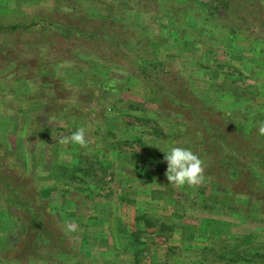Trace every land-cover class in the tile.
Listing matches in <instances>:
<instances>
[{
    "label": "rangeland",
    "instance_id": "obj_1",
    "mask_svg": "<svg viewBox=\"0 0 264 264\" xmlns=\"http://www.w3.org/2000/svg\"><path fill=\"white\" fill-rule=\"evenodd\" d=\"M103 1L109 3L108 8L118 4V0H0V25H27L36 19L46 23L43 26L21 28L17 31L0 28V177L9 174L22 183L35 182L40 186L39 192L44 190L42 187L47 183H53L55 187L51 195H44V204L47 207L44 229L50 231L52 236L45 234L36 249L32 245L34 238L31 235L26 241L24 238L22 240L19 231L22 221L18 220L16 215L13 218L17 221L13 228L15 230L7 234L5 243L0 245V257H8L14 264H50L52 256L55 261L53 264H135L131 251L126 253L125 248L120 247L119 251L123 256L113 259L115 248L111 247L112 244L106 239L94 238L96 243H93L84 241V237L91 241L101 229L108 231V224H112L115 217H125V220L128 217L126 213L139 212L135 207L125 206L122 196L139 197L138 186H144L142 182L134 183L133 186H130L133 183L129 182V185L126 184L120 191L116 190V187L124 179L123 176H120V179L116 176L110 183V188L107 186L105 194L108 198H98L92 202L91 198L86 197L87 191L78 189L81 186H77V182L71 181L72 186L67 189L65 177L61 175L62 178H57L59 180L54 177L64 171L62 166L77 164L82 158L86 159L82 166L91 164L96 169L109 165L110 161L114 163L111 165L112 169L115 164L129 167L131 163L125 155L111 151L112 145L115 144L114 139H127L128 135L119 131L118 114L113 108L112 98L102 92V88L93 87L92 78H88L90 75H100L114 81L128 78L131 72L134 76L136 72V68L128 61L135 53L130 50L133 44L132 41L128 43L129 37L121 28L123 24L112 22L110 26L114 25L113 28L103 27L101 24L104 22L100 20L104 12ZM148 3L150 8L147 16L152 14L150 20L143 21L146 14L138 18L133 10L125 15L122 21L126 24L141 20L139 26L153 28L152 34L159 29L158 32L169 35V27H166L169 25L168 19L162 14L158 17L154 15L155 9L158 8L154 0ZM170 3L178 4L176 0H171ZM193 5L195 9L202 8L198 2ZM199 10L202 13V10ZM106 11L110 14V11ZM243 15L244 11H236L234 14L230 12L222 22L224 26L219 28L209 24L214 29V39V35L204 30L206 22L202 16L196 17L189 29L188 26L183 27L185 30L182 34L186 35V39L179 43L176 50L167 52L171 55L168 57L170 62L163 71L166 82H160L165 88L169 85L171 89L167 91L170 95L179 98L176 102L169 100L166 103L158 99L155 105L144 104L140 109L127 106L124 108L123 105L142 100L134 93H126L119 96L125 99L119 105L124 108L123 112L135 117L144 115L146 108L158 118L159 123H179L176 129L178 134L175 132L169 137L158 136L154 143L162 152L168 151L172 146H179L202 155L205 178L210 179L209 173H212L219 181L229 184L235 193L231 203L237 210H242L243 215L248 216V221L252 219L250 214H258L253 222L257 225L256 229L253 230L250 224H246L247 232H258L264 228V190L259 189L256 181H250L246 174L249 173L248 167L252 163L264 177V135L258 134V125L264 122V17L260 22L250 25L243 20ZM85 18L89 22L85 21ZM155 21L159 24L151 26L150 23ZM74 24L80 25L82 34L72 33L68 29V25L73 27ZM61 27L65 28L61 30ZM233 27L238 30L237 34L230 31ZM93 31L98 32L91 38L88 35ZM253 32L254 34L250 35ZM107 35L121 39V46L117 47L111 39L106 38ZM179 35L182 36L181 32ZM228 35H235V40L225 39ZM198 39L205 42L201 48L195 45ZM211 46L215 50L214 53L207 51ZM78 53L86 58L78 57ZM111 57L122 58V62L127 61L126 64L120 65L121 71L114 69L116 66L113 62L116 60ZM213 61L211 69L206 68ZM147 82L145 81V85ZM230 88L232 93H229ZM223 94L226 96L223 97ZM182 99L186 106L180 105ZM191 103L193 105L188 106ZM197 113L205 114L207 120L201 122ZM207 122L212 123L216 128L215 132L222 135V141L219 140L218 143L223 142L236 149L238 165L246 167L235 166V170H231L227 165H222L227 160L220 163L224 153L213 145L214 142H210L205 128ZM80 127L85 128L86 138L90 142L87 148H81L74 143L64 146L57 142L59 138L70 137ZM197 130L201 131L197 133ZM53 135L57 140L53 139ZM100 148L104 149L107 155L109 153L108 158L104 159L96 153ZM210 148H213L214 152L208 154ZM61 153L70 155L71 160L61 159ZM12 164L19 166L13 167ZM95 171L102 175L101 170ZM140 172L143 173L142 170ZM138 179L141 177L138 176ZM106 180L110 181L111 176L108 175ZM164 181L167 182V178ZM202 185H205V182ZM145 187H149V184ZM171 188L177 190L178 199H184L189 191H196L199 186L187 188L184 185ZM33 192L34 190L31 194ZM168 194L164 193L166 200L160 205L156 203L154 211L162 216L168 215L171 221L175 209L183 212L184 206L176 205L175 199ZM104 200L108 203L107 207ZM181 201L184 203V200ZM4 205L8 208L5 203ZM194 207L187 208L189 219H195L199 212L207 214L205 212L208 210H203L201 205ZM11 210L12 214L23 213L15 208ZM114 211L116 215L113 214ZM223 216L225 215H221ZM204 217L208 215L202 216L198 222L193 220L198 226L197 233L202 229L201 219ZM23 220L28 224L30 214L24 215ZM230 220H235V224H232L230 229L225 227L224 230H228L226 234L218 232L216 236H207L202 240L185 238L184 232H179L178 239L157 245L153 237L147 236L144 239L145 246H141L145 247V251L140 264H241L240 261H232L228 257L221 258L217 253L222 249L220 244L232 245L230 251L233 249L234 245L227 236L231 234L233 227L239 230L235 226L242 222L237 223V218ZM10 226L12 220L0 216V229H8ZM213 240L214 247L218 249L216 252L210 248H202ZM253 240L254 248L260 246L264 250V237H255ZM16 257L20 258L21 263ZM261 261L264 264V260Z\"/></svg>",
    "mask_w": 264,
    "mask_h": 264
},
{
    "label": "trees",
    "instance_id": "obj_2",
    "mask_svg": "<svg viewBox=\"0 0 264 264\" xmlns=\"http://www.w3.org/2000/svg\"><path fill=\"white\" fill-rule=\"evenodd\" d=\"M154 1L158 4V8L155 9L156 12H154V15H157L156 17H158L161 16L160 14H162L165 16V19H168L169 25L167 24L166 27H169V35L161 31L158 32L159 29H156L155 33L152 34L154 31L153 28L149 29L145 26H139V22H141V20L139 22L133 20L131 23L126 24L122 21L124 16L130 14L133 10H135L133 12L137 13L138 18H141L144 14H146V17L143 18V21L150 20L149 18H151L152 14L149 15L150 17L147 16V12H149L150 8L148 2H150V0H118V4L113 6L110 5L109 8V3L103 1L102 10H104V12L101 16L102 19L100 20L104 22H101V24H103V27L108 26V28L115 27L114 25L110 26L112 22L123 24L121 25V28L124 34H127L129 37L128 43L132 41L131 43L133 44H131L132 46L130 47V50L135 53V56L132 59L129 57L128 61L136 68V72L134 73V76H132L131 73L133 72H131L128 74V78H121L114 81L100 75H92V77L90 75L88 77L92 78L93 87L102 88L101 91L107 93L109 98H112L113 108L116 110V114H118L117 121L119 131L125 135H128L127 139H114L115 144L112 145L111 151H114L115 154L118 153L125 155L127 159L131 160L130 166L133 167H126L125 165H120L118 163L119 165L115 164L114 168L112 169L111 165H114V163L110 161L109 165H104L96 169V167H93L91 164L90 166H82L83 162H86V159L82 158L77 164L62 166L61 168L64 169V171L57 173V175H54V177L56 180H59L61 175L65 177L67 189L72 186H70L71 181L77 182V186H81L80 188L78 187V189L87 191L86 197L91 198L92 202L98 198H104L105 200L108 198V196L105 194L107 186L109 185L110 188V183H112V180L116 176L117 178L119 177V179L120 176H123L124 179L123 182L116 187L118 188L116 190L120 191L129 182L133 183L130 186H133L134 183L142 182L144 186H138L139 191L137 194H139V197L132 196L130 198H125L122 196V201L125 206L129 208L135 207L137 210L139 209V212L135 211L131 212V214L126 213L128 217L125 220V217H115V219L113 218V222L115 223L112 222L111 224L109 222L110 224H108V226L110 225V227L108 228V231L106 229H101L99 233H96L91 239V242L93 243H96V240L94 239L96 238L101 240L106 239L108 243H111L112 245L115 244L114 246L111 245V247L115 248V252L112 253L113 259L123 256V254H121L119 251L121 247L125 248L126 253L131 251L135 260V264H140L145 251V247L142 248L141 246H145L146 242L144 239L147 236L153 237L154 243L157 245L169 242L174 238L178 239L180 237V233L182 232H184L183 236H185V238L188 237L194 240H202L203 238H207V236H216L218 232L221 234H226L228 230H224L225 227L228 226L230 229L232 224H235L233 223L235 220L229 221V219L237 218L239 221L236 222H242L243 224H236L235 227H237L239 230H236V228L233 227L231 234L227 236V238L234 245L231 251L230 248H232V245L228 246L226 243L220 244L222 249L217 251L218 249L214 247V240L213 242L210 241L207 246L202 248H210L213 252L217 251V253L220 254L219 257H228L232 261H240L241 264H244V262L263 264L261 259L264 260V250L260 246H256V248H254L255 241L253 238H263L264 236L262 235L264 234V228H261L258 230V232H247L248 227L246 226V224H250L251 229L255 230L257 225L253 222L256 220V216L258 214H250V218H252L250 220L252 221L249 220V222L248 216L243 215L242 210H240V212L237 210V208L231 203L234 200L232 197H234L235 193L229 187L228 183L219 181V178H217L215 174L209 173L210 179L207 180L205 178V185L199 186V189L196 191H189V193L186 194V198L178 199L177 190L174 191V189L171 188L172 185L169 184L168 181H164V179L167 178L165 175L167 162L164 160L165 152L167 151L162 152L154 142H156L158 136L167 135L169 137L175 132L178 134L176 129L178 128L179 123L172 125L159 123L158 118L151 114V112H148L146 108H144V115L141 117L129 115L128 113L123 112V109L126 108V106L132 109H140V106L144 107V104L149 106V104L155 105L158 101L167 103L169 100L176 102L179 99L173 98L170 95L168 92L169 89H171L169 85L165 88V86L160 82H166L163 71H165L167 64H169L170 60L168 57L171 55L170 52H167L172 51V49L176 50L179 46V43L181 44L186 39V35L182 34L185 30V28H183L184 26H188L189 29V27L193 26L192 21L196 17H201V14H203L205 18L203 16L202 17L206 22V27L204 30L208 31L207 33L209 34L214 35L212 36V39H214V29L209 24L219 28L224 26L222 22L228 17L230 12L234 14L236 11H244L243 20L248 22L250 25H254L255 23L260 22L264 17V0H176L178 3L177 5H170L171 0ZM194 2H198L202 8L195 9L193 5ZM234 3L237 5L236 7L235 5L233 6ZM199 9L202 10V13ZM106 10L110 11V14H107ZM249 19L251 21H249ZM85 21L89 22V20L86 18ZM45 24L46 23L44 21L41 22L36 19L31 24L22 25L14 23L5 26L0 25V28L3 30L10 29L12 31H17L21 28L32 29L36 26H43ZM156 24H159L158 21L150 23L151 26ZM161 25L164 26V24ZM49 26L52 25L49 24ZM68 26V29H70L72 33L78 35L82 34L81 32L83 29L79 24H74L73 27H70V25ZM64 28L65 27H61V30ZM128 28L131 29L128 30ZM231 30L233 34H237L238 32V30L234 27L230 29V31ZM97 32L98 31H93L92 34H89L88 36L92 38ZM180 32L182 36L179 35ZM83 33L85 34V32ZM252 34H254V32L250 35ZM234 37L235 35H228L225 37V39H229L231 41L235 40ZM106 38L111 39L117 47L121 46L122 44V40H118L114 35H107ZM202 44H205V42H203L201 39H198L195 45L201 48L203 47ZM207 51L214 53L215 50L211 46V48ZM78 57L85 56L78 53ZM111 58H113L114 61L116 60L113 62V64L116 66L114 69L117 71L122 70H119L121 64L127 63V61L122 62V58ZM213 63L214 61L211 62V64L206 68L211 69V65ZM218 70L215 72V75L217 74ZM145 81H148L149 84L147 82L145 85ZM85 90H87L86 87ZM228 90L229 93H232V88ZM126 93H134L135 96L142 100H139L140 102L137 103L132 102L126 104L125 106L123 105L124 108L122 106L120 107L119 103L124 102L125 99H122V97L119 98V96ZM222 96L225 97L226 94H223ZM103 99L105 98L103 97ZM191 99L192 101H196L193 98ZM180 102L181 106H186V103L183 99ZM192 105L193 103L189 104L188 106L191 107ZM197 114L200 116L201 122H205L207 120L205 114ZM152 123H156V125H151ZM205 128L208 131L210 142H214L213 145L215 147H219L224 153L223 159H221L222 161H220V163L224 162L225 160H227V163H223V166L227 165L228 169L231 170L234 169L235 166H241V168L242 166L246 167L244 165H238V152L236 149L223 142H220L221 144L218 143L219 140L222 141L220 138L222 135L218 132H215L216 128L214 125H212V123H208V125L206 124ZM164 130L167 131V133H165ZM199 131L201 130H197L196 132L198 133ZM115 136L116 134H114V138H116ZM153 143L155 145H153ZM213 148H210V151L207 153H213ZM96 153L102 156L104 159L109 157V153L107 155V152H104V149L102 148L98 149ZM198 156L201 158L202 155ZM12 166L18 167L19 165L12 164ZM95 170H101L100 172L102 175H98ZM140 170H142L143 173H141ZM248 170L249 173L246 174V176L250 178V181H256L259 189L264 190V177L262 176V172L252 163L249 164ZM108 175L111 176L110 181L106 180ZM138 176H140L141 179H138ZM82 184L86 186H83ZM148 184L149 187H145V185ZM43 186L44 187L42 188L44 190L39 192L40 186L35 182L22 183L17 178L11 177L9 174H4L2 177H0V216L2 218L8 217L12 220V226L8 227V229H0V245L5 243V238L7 237L6 235L15 230L13 229L16 221V219H13L15 215L18 220L22 221V225H19V231H21L22 240L24 238L26 241L28 236L31 235L32 238H34L32 240L34 249H36V245L43 239L45 234L52 236L50 231L44 229L46 218L45 210L47 209L44 204V195H51L55 187L53 183L49 185L47 183V185L44 184ZM130 186L128 187L131 188ZM159 186H161V188H159ZM186 187L189 188L188 185H186ZM33 190L34 192L31 194V191ZM208 191L210 192L208 193ZM167 192L169 193L168 195H171V197L175 199L176 205L184 206L183 212H181L179 209H175L171 215L173 216L171 221L168 215L162 216L157 211H154L156 203L160 205L163 200H166L167 196L164 195V193ZM192 193H194V195ZM156 194H158L159 197H157ZM94 195L96 198H93ZM181 199L184 200V203H182ZM105 200L103 202H105ZM4 203L8 206V208L5 207ZM104 204L107 207L108 203L105 202ZM197 204L201 205L203 210H208L205 212L207 214H201L199 212L198 216L193 219L194 222H198L202 216L208 215V217L201 219L202 229H200L198 233L196 231L198 229L196 223H193V220L187 217V208L189 207V209H193ZM11 208L18 209L19 211L21 210L23 213L12 214ZM25 213L30 214V220L28 224L23 220V216L26 215ZM113 214H115V211ZM221 215L225 216L221 217ZM238 217L242 219L240 220ZM223 221L225 223H223ZM212 225H214V227H212ZM240 225L242 226L239 228ZM2 232L6 233L3 235ZM84 241L89 242L86 236L84 237ZM16 259L19 261V263H21L19 257H16ZM11 261L13 260H10L8 257H0V264H14ZM49 261L50 264L55 262L53 260V256Z\"/></svg>",
    "mask_w": 264,
    "mask_h": 264
},
{
    "label": "clouds",
    "instance_id": "obj_3",
    "mask_svg": "<svg viewBox=\"0 0 264 264\" xmlns=\"http://www.w3.org/2000/svg\"><path fill=\"white\" fill-rule=\"evenodd\" d=\"M258 134L264 135V122L259 123ZM53 139L57 140V137L53 135ZM57 142L64 146L74 143L81 148H87L90 143L83 127L78 128L70 137L59 138ZM60 158L71 160V156L64 153H61ZM164 160L167 162L165 175L173 187H198L204 183V161L190 149L172 146L165 152Z\"/></svg>",
    "mask_w": 264,
    "mask_h": 264
},
{
    "label": "crops",
    "instance_id": "obj_4",
    "mask_svg": "<svg viewBox=\"0 0 264 264\" xmlns=\"http://www.w3.org/2000/svg\"><path fill=\"white\" fill-rule=\"evenodd\" d=\"M92 241V240H91ZM91 241H89V242H91ZM88 250V249H87Z\"/></svg>",
    "mask_w": 264,
    "mask_h": 264
}]
</instances>
